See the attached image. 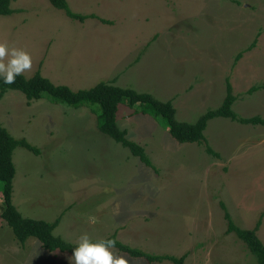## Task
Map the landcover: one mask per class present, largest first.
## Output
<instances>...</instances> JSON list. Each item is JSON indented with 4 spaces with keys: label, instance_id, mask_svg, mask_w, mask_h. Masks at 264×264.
<instances>
[{
    "label": "rangeland",
    "instance_id": "1",
    "mask_svg": "<svg viewBox=\"0 0 264 264\" xmlns=\"http://www.w3.org/2000/svg\"><path fill=\"white\" fill-rule=\"evenodd\" d=\"M72 19L49 0H11L0 15V43L25 51L31 68L73 90L111 81L171 100L179 121L217 108L226 78L239 117L264 119V0H67ZM252 48L248 49L251 42ZM241 56L236 59V55ZM8 57L3 58V62ZM144 107L118 105L117 123L153 167L101 132L100 106H68L19 90L0 98V123L38 147L13 151L12 202L20 213L53 221L55 235L77 243L110 234L154 254L185 255V264H256L225 210L264 244V124L215 117L205 142H179ZM206 143L216 154L206 150ZM0 182V213L3 209ZM127 264L148 262L116 248ZM71 254L16 240L0 216V264H70Z\"/></svg>",
    "mask_w": 264,
    "mask_h": 264
},
{
    "label": "trees",
    "instance_id": "2",
    "mask_svg": "<svg viewBox=\"0 0 264 264\" xmlns=\"http://www.w3.org/2000/svg\"><path fill=\"white\" fill-rule=\"evenodd\" d=\"M49 2L58 9L63 10L65 15L72 19L84 21L87 17H94V14H82L74 12L69 7L67 0H49ZM11 0H0V15H8L13 12L10 5ZM255 41L248 46L252 48ZM241 56V53L236 55V59ZM111 81H99L89 88H79L73 90L66 84H56L48 77L43 76L37 69L31 76L27 77L23 73L17 75L11 84H5L0 78V98L9 89L21 91L27 101L48 97L50 100H57L68 106H81L88 103H97L100 106L101 122L98 123V128L101 132L111 137L114 141L127 147L130 152L137 156L142 162L147 165H152L150 159L146 155L143 147L126 137V129L119 127L117 123L118 105L127 100V104L132 107L143 106V113L148 110L158 116L164 123L166 129L179 142H205L204 129L210 119L215 117H227L237 119L243 123H262L264 119L259 115L251 117H239L232 110V104L236 98L232 92V86L229 78H226L225 96L221 104L215 109H209L198 116L194 122L179 121L175 117V107L171 100H160L149 92H138L130 87H122ZM264 88V83L261 85H253L249 88V92ZM206 150L212 154L216 152L206 143ZM16 147H24L34 154H39L38 147L29 143L25 138H15L10 132L0 123V182L2 183V201L3 209L0 213L1 218L11 228L15 238L21 244L30 237L37 238L41 246L49 251L60 250L68 252L72 255V249L77 246V243H71L58 235H55L53 229L58 224L59 218L53 221H47L41 218H31L24 216L16 208L12 202L13 178L15 175V165L13 162V151ZM225 219L227 221V232H234L248 248L249 252L255 257L256 264H264V244L256 234V230L261 222L259 217L253 228H242L237 226L231 219L229 213L225 210ZM100 239H112L115 241L114 248L127 253L133 257H141L148 262L162 261L165 259L171 260L175 264H185V255L176 257L169 254H154L144 250L131 247L124 242L119 241L115 234H110L104 238L90 239L98 241Z\"/></svg>",
    "mask_w": 264,
    "mask_h": 264
},
{
    "label": "clouds",
    "instance_id": "3",
    "mask_svg": "<svg viewBox=\"0 0 264 264\" xmlns=\"http://www.w3.org/2000/svg\"><path fill=\"white\" fill-rule=\"evenodd\" d=\"M4 57H8L6 62H3ZM30 68L31 58L25 51L0 43V78L5 84L13 83L17 75ZM114 245L112 239L92 241L85 233L78 238L68 259L70 264H127L123 257H113L110 249Z\"/></svg>",
    "mask_w": 264,
    "mask_h": 264
}]
</instances>
